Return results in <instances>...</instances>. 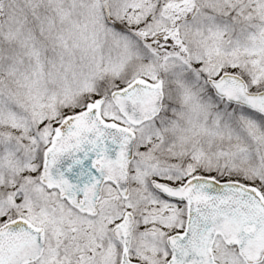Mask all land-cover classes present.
Instances as JSON below:
<instances>
[{"label":"snow or ice","instance_id":"1","mask_svg":"<svg viewBox=\"0 0 264 264\" xmlns=\"http://www.w3.org/2000/svg\"><path fill=\"white\" fill-rule=\"evenodd\" d=\"M0 264H264V0H0Z\"/></svg>","mask_w":264,"mask_h":264}]
</instances>
